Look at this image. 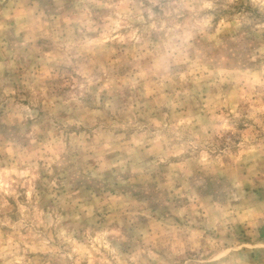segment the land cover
<instances>
[{
	"label": "rangeland",
	"instance_id": "1",
	"mask_svg": "<svg viewBox=\"0 0 264 264\" xmlns=\"http://www.w3.org/2000/svg\"><path fill=\"white\" fill-rule=\"evenodd\" d=\"M0 264H264V0H0Z\"/></svg>",
	"mask_w": 264,
	"mask_h": 264
}]
</instances>
